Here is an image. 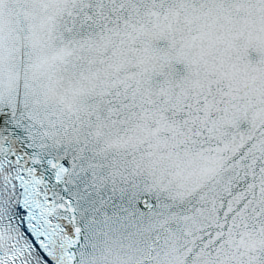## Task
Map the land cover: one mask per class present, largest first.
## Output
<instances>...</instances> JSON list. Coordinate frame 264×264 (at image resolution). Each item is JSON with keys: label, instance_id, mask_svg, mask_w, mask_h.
<instances>
[{"label": "snow or ice", "instance_id": "1", "mask_svg": "<svg viewBox=\"0 0 264 264\" xmlns=\"http://www.w3.org/2000/svg\"><path fill=\"white\" fill-rule=\"evenodd\" d=\"M0 264H264V0H0Z\"/></svg>", "mask_w": 264, "mask_h": 264}]
</instances>
